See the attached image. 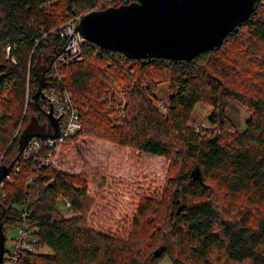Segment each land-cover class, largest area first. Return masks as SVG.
I'll use <instances>...</instances> for the list:
<instances>
[{"label":"trees","instance_id":"obj_1","mask_svg":"<svg viewBox=\"0 0 264 264\" xmlns=\"http://www.w3.org/2000/svg\"><path fill=\"white\" fill-rule=\"evenodd\" d=\"M99 1L0 0V166L14 161L1 181L0 222L15 223L27 202L38 228L35 250L16 264H156L161 254L174 264H264V0L218 49L189 60L129 58L86 41L82 59L59 68L56 89H69L80 127L56 148L94 135L169 161L160 191L140 196L121 225L95 223L90 181L46 158L47 140L16 158L27 117L45 119L43 101L25 98L27 81L29 97L37 86L35 59L61 48L60 23ZM163 81L166 99L155 94ZM113 84L124 88L116 124L106 94ZM232 100L251 113L240 132L227 113ZM197 103L211 107L198 130L190 124Z\"/></svg>","mask_w":264,"mask_h":264},{"label":"water","instance_id":"obj_2","mask_svg":"<svg viewBox=\"0 0 264 264\" xmlns=\"http://www.w3.org/2000/svg\"><path fill=\"white\" fill-rule=\"evenodd\" d=\"M260 0H135L99 10H87L75 30L87 42L114 50L135 59L167 58L189 60L207 50L220 47L224 37L239 22L246 20ZM50 57L39 53L33 63L37 80L32 93L35 101L44 96L45 73ZM45 119L29 117L18 136V154L32 137L57 138L59 117L51 107L41 109ZM0 166V181L9 174L12 164ZM0 222V261L4 235ZM161 247L154 251L159 253Z\"/></svg>","mask_w":264,"mask_h":264},{"label":"rangeland","instance_id":"obj_3","mask_svg":"<svg viewBox=\"0 0 264 264\" xmlns=\"http://www.w3.org/2000/svg\"><path fill=\"white\" fill-rule=\"evenodd\" d=\"M73 16L75 15L73 14L71 17ZM235 80L236 83H240V78L235 77ZM167 85L166 81L158 85L155 91L158 98L166 99ZM65 89L69 92L68 88ZM123 89L122 85L116 87L113 84L108 91L106 90L107 97H112L113 102L122 100L124 97L120 91ZM113 108L110 106L109 110L111 112H108V116L112 123L116 124V119L121 115L122 108L116 106H113ZM210 110L211 107L209 105L197 103L192 114L193 116H191L190 124L196 127L195 129L197 130L201 127H206V116ZM249 112L235 100H232L227 107L228 116L239 132L244 130L246 122L251 115ZM13 137L15 136L13 135ZM69 142L71 143H63L54 151L58 155V163H62L72 171L75 170L78 173V178H87L90 181L92 192L96 196L95 202H97L95 210H97L98 215L96 214L94 221L100 227H105V219L110 217L112 218L110 220L114 221L112 229L121 225L123 219H127L126 215L132 212L133 206L140 196H154L160 191L162 184H164L168 167L167 163L169 162L167 158L148 156L132 147H121L94 135L81 134ZM210 184L216 185L214 177ZM231 194L233 197V193ZM63 198L61 197L60 199L63 200ZM233 199L237 198L233 197ZM58 204L63 212H70V210L63 207L61 201ZM236 204L237 202H234L233 207ZM229 209H231V206H229ZM14 232L15 230L13 229L6 232L8 239L6 242L7 247L11 245L9 238L15 235ZM157 249L158 247L155 250ZM157 258L156 264H174L168 255L161 254Z\"/></svg>","mask_w":264,"mask_h":264},{"label":"built area","instance_id":"obj_4","mask_svg":"<svg viewBox=\"0 0 264 264\" xmlns=\"http://www.w3.org/2000/svg\"><path fill=\"white\" fill-rule=\"evenodd\" d=\"M135 0H100L97 6L91 8V10L103 9L107 6H117L120 4H126ZM82 14H76L75 16L69 18L68 20L60 23L57 28V34L59 38L63 41L61 48L54 51L51 55H46L50 57V65L45 73L46 80L45 85L42 89L44 96L39 97L43 101L41 106L42 110L48 111L51 107L52 115L59 117V135L57 138H45L40 139L37 137H32L29 139L25 145L22 153L28 156L32 151L38 150L40 148L41 140H47V144L52 147V149L47 153L46 158H51L52 162H58V155H53V152L57 149L55 146L64 140L69 138L72 134L79 130L80 122L78 114L74 105L71 101V93L68 92L64 87L62 89H56V83L61 81V76L59 74V68L64 64L70 62H76L81 60L83 57L82 44L86 42L85 39L79 37V34L75 30L77 22H79ZM98 47V46H97ZM99 50L102 48L98 47ZM11 45L7 44L5 46V58L9 59L11 62L15 63V57L10 53ZM33 88V90H35ZM26 102H32L33 97H29V83L26 84ZM115 106L121 107V100L114 101ZM9 175L5 176L8 177ZM2 187V182H0V191ZM1 194V192H0ZM62 205L65 209L70 210V203L66 199L61 200ZM27 202H23L18 205V216L16 217L15 223L11 224L9 222H2V230L4 235L3 242V253L1 257L0 264H16V260L21 252H33L35 250V243L37 242V230L38 228L30 224V209ZM15 230V235L10 237L11 245L6 246L8 241L6 237V232L8 230Z\"/></svg>","mask_w":264,"mask_h":264},{"label":"bare ground","instance_id":"obj_5","mask_svg":"<svg viewBox=\"0 0 264 264\" xmlns=\"http://www.w3.org/2000/svg\"><path fill=\"white\" fill-rule=\"evenodd\" d=\"M54 117H55V116H54ZM18 129H19V128H18ZM22 129H23V128H22ZM20 132H21V131H20ZM19 134H20V133H19ZM21 153H22V152H21ZM20 155H21V154H20ZM20 155H19V156H20ZM19 156H18V157H19ZM18 157H17V158H18ZM13 163H14V162H13ZM12 167H13V165H12ZM11 169H12V168H11ZM23 252H24V251H23Z\"/></svg>","mask_w":264,"mask_h":264}]
</instances>
